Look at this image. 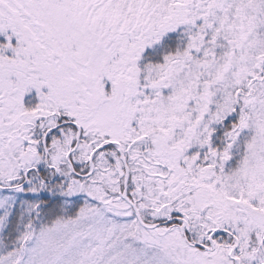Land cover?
<instances>
[{"label": "snow or ice", "instance_id": "6c2138e0", "mask_svg": "<svg viewBox=\"0 0 264 264\" xmlns=\"http://www.w3.org/2000/svg\"><path fill=\"white\" fill-rule=\"evenodd\" d=\"M0 264H264V0H0Z\"/></svg>", "mask_w": 264, "mask_h": 264}]
</instances>
